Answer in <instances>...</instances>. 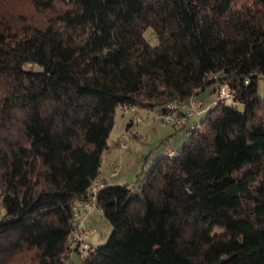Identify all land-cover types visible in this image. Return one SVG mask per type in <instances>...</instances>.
<instances>
[{
    "label": "trees",
    "instance_id": "trees-1",
    "mask_svg": "<svg viewBox=\"0 0 264 264\" xmlns=\"http://www.w3.org/2000/svg\"><path fill=\"white\" fill-rule=\"evenodd\" d=\"M30 7L40 21L0 23V264H264V0ZM222 84L234 100L214 99L177 151L100 189L107 241L72 247L116 108L208 101Z\"/></svg>",
    "mask_w": 264,
    "mask_h": 264
},
{
    "label": "rangeland",
    "instance_id": "rangeland-1",
    "mask_svg": "<svg viewBox=\"0 0 264 264\" xmlns=\"http://www.w3.org/2000/svg\"><path fill=\"white\" fill-rule=\"evenodd\" d=\"M38 18H40V15L32 10L30 0H0V23L5 25V27L17 29L28 22L34 21L36 23L40 21L42 16L39 20ZM144 36L151 44L157 43V39L152 35L150 28L144 31ZM257 93L259 97L264 98V78L257 83ZM209 94L211 95L210 99L216 95L214 92H208ZM239 108L242 109V105H239ZM138 112L142 121L135 125L132 130L135 136L130 134L125 138L129 148L124 149L125 154L130 157L129 161H127L129 164L127 162L124 164V167L126 165L124 170L128 171V168H130L131 173L128 172V174L132 181L136 178V173L133 175L135 170L137 171V176L141 177L145 174L144 171L150 168L153 160L167 155L169 151H177L188 138L189 126L191 124H199L202 118V115L194 114L189 118L185 126L175 127L171 124H163L157 118L158 109L139 108ZM132 114L131 111L123 114L118 107L116 108L115 123L109 136L110 143L116 141L121 132L125 133L126 119ZM114 148L121 149L115 146ZM2 212L3 208L0 201V216ZM100 215V217L94 218L93 224H87L91 233L86 237V240L93 246L104 244L112 230L109 221L102 213Z\"/></svg>",
    "mask_w": 264,
    "mask_h": 264
},
{
    "label": "built area",
    "instance_id": "built-area-1",
    "mask_svg": "<svg viewBox=\"0 0 264 264\" xmlns=\"http://www.w3.org/2000/svg\"><path fill=\"white\" fill-rule=\"evenodd\" d=\"M235 98V94L230 90L227 84H222L217 90L215 97L208 101H205L199 95H191L185 100H175L168 103L164 110L157 113V118L163 124H171L175 127L182 126L189 117L194 114H204L208 111L209 107L213 103L214 99H223L231 102ZM120 111L123 114L132 112L131 118L128 121L129 127L125 130V133L121 134L119 138L113 142L115 147L121 149L129 148L125 138L132 133L135 125L142 121L138 113V107L130 104H122L119 106ZM118 172V164L112 163V175H116ZM106 184V181L102 178H96L89 188L88 195L85 198L77 199L73 205L71 231H70V243L72 247H75L80 253H87L94 250V246L86 240V237L91 233L90 227L86 221L93 209L97 207V194L100 189ZM71 250L69 251V253Z\"/></svg>",
    "mask_w": 264,
    "mask_h": 264
},
{
    "label": "crops",
    "instance_id": "crops-1",
    "mask_svg": "<svg viewBox=\"0 0 264 264\" xmlns=\"http://www.w3.org/2000/svg\"><path fill=\"white\" fill-rule=\"evenodd\" d=\"M130 118H131V115L126 119V126H127V124H128L127 122L129 121ZM188 120L189 119H187V121L184 123V126L187 124ZM121 134H123V133L121 132ZM131 135H134V133H131ZM112 144H113V142L110 143V141H109V145H112ZM171 153H172V151H169L167 154H171ZM129 159H130V157H129V155L125 154L124 149H119L118 150V149H115L114 147L110 146L102 154L99 177L102 178L103 180H105L106 183H108V184L132 183L135 179L132 181L131 178H130V175L128 174V172L131 173L130 168H128V171L124 170L126 168V165L124 167V164L127 161H129ZM113 162H116L118 164V172H117L116 175H112L111 174V172H112V163ZM142 170H143V168H142ZM135 173H136V176H137V171L136 170L133 173V175ZM128 181H131V182H128ZM97 209L98 208L93 209L92 212L90 213V215L88 216L87 221H86V223L88 225L91 224V223L92 224L94 223L93 222L94 218H98V216L99 217L101 216L100 215V213H101L100 209H98V211L96 212Z\"/></svg>",
    "mask_w": 264,
    "mask_h": 264
}]
</instances>
